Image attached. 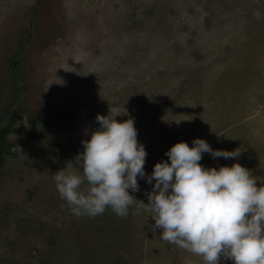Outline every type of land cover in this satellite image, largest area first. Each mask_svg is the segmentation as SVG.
Masks as SVG:
<instances>
[{
  "label": "rangeland",
  "instance_id": "1",
  "mask_svg": "<svg viewBox=\"0 0 264 264\" xmlns=\"http://www.w3.org/2000/svg\"><path fill=\"white\" fill-rule=\"evenodd\" d=\"M109 108L133 118L147 174L200 137L241 151L203 166L264 182V0H0V264H204L152 228L145 179L123 217L60 198L55 171H78Z\"/></svg>",
  "mask_w": 264,
  "mask_h": 264
},
{
  "label": "clouds",
  "instance_id": "2",
  "mask_svg": "<svg viewBox=\"0 0 264 264\" xmlns=\"http://www.w3.org/2000/svg\"><path fill=\"white\" fill-rule=\"evenodd\" d=\"M111 113V114H110ZM116 109L95 117L99 127L82 140L83 151L74 157L78 171H55L56 189L70 214L95 217L110 208L126 216L139 190L138 177L151 184L147 205L160 229L159 238L202 258L204 264H264V182L257 184L251 171L234 160L231 165L205 167L203 153L212 158L239 157L240 150L214 149L195 137L166 151L150 174L147 155L137 139L131 117Z\"/></svg>",
  "mask_w": 264,
  "mask_h": 264
},
{
  "label": "trees",
  "instance_id": "3",
  "mask_svg": "<svg viewBox=\"0 0 264 264\" xmlns=\"http://www.w3.org/2000/svg\"><path fill=\"white\" fill-rule=\"evenodd\" d=\"M3 157L4 156H3L2 152L0 151V162L3 161Z\"/></svg>",
  "mask_w": 264,
  "mask_h": 264
}]
</instances>
